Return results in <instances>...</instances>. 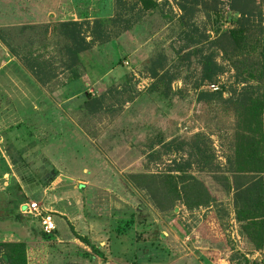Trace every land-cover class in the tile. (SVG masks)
Listing matches in <instances>:
<instances>
[{"label": "rangeland", "instance_id": "374dc122", "mask_svg": "<svg viewBox=\"0 0 264 264\" xmlns=\"http://www.w3.org/2000/svg\"><path fill=\"white\" fill-rule=\"evenodd\" d=\"M151 1L0 0V242H26L28 264H264L229 188L232 170L262 168L264 179V111L232 103L244 83L223 53L207 51L222 67L214 82L202 81L196 54L232 27L230 0ZM66 21L81 24L77 56ZM153 71L169 72L166 97L148 91ZM222 87L223 97L198 99ZM28 131L32 141L20 142ZM252 142L257 160L246 162ZM179 164L178 189L198 185L211 202L157 207L162 180L177 197ZM14 199L21 218H2ZM31 201L51 210V236L22 213Z\"/></svg>", "mask_w": 264, "mask_h": 264}, {"label": "trees", "instance_id": "16d2710c", "mask_svg": "<svg viewBox=\"0 0 264 264\" xmlns=\"http://www.w3.org/2000/svg\"><path fill=\"white\" fill-rule=\"evenodd\" d=\"M149 5L151 0H144ZM156 6L155 2H152ZM256 0H230V10L233 15L229 18L232 27L220 34L214 40H208L206 43L201 44L196 49V54L200 56V64L202 65V81L214 82L222 71L221 65L216 61L213 53L207 52L209 49L216 48L226 60L231 61L237 76L242 78L244 83L240 90H234L231 95L232 103L238 104L241 110L248 111L253 115L260 114L264 111V12L259 10L256 5ZM150 6V5H149ZM150 6V7H153ZM181 8L185 12H189L187 4H182ZM102 24V21H99ZM61 32L70 41L66 49L71 56V52L77 56L84 51L86 47L83 45L81 37V24L77 21H66L61 23ZM82 40V41H81ZM6 43V41L4 40ZM72 43V44H71ZM35 69V68H34ZM36 72V71H35ZM160 71H153L152 76L155 79L154 83L148 88L149 92L158 91L160 97H166L172 90L170 82L169 86L160 88L162 84L163 74ZM251 82H256L252 84ZM162 90V91H161ZM224 87L217 92L202 91L198 94V99L202 101L213 100L223 97ZM260 91L262 93L260 94ZM90 98V97H89ZM82 98V104L79 106L85 107L91 105L97 99L95 98ZM33 135L30 131L24 135L20 142H31ZM257 142H252L244 155L246 162H254L257 160ZM23 157V153H21ZM260 164L261 160L259 159ZM174 171L182 172L181 175L170 176L175 181L174 195L176 198L170 196L168 190H174L169 180H162L163 186L154 191L153 199L158 208L162 209L168 207L174 199H182L186 206L207 204L213 199L211 196L203 191L201 192L198 185L192 186L182 185L178 189V185L184 182L182 175L183 168L179 164ZM234 174V181L232 188L234 190V202L236 209L237 220L242 224L241 230L250 239L253 235L260 240L259 248L264 246V179L261 169H252L248 173H243L241 170H232ZM136 178L135 175H133ZM139 177V176H137ZM136 181V179H135ZM169 184L166 186V184ZM192 186V187H190ZM152 196V195H151ZM192 196V197H191ZM202 196V197H201ZM194 198V199H192ZM13 200V206L4 211L2 218H21L20 202ZM168 203L167 204H165ZM164 204V205H163ZM28 244L26 242H0V257L5 264H28V255L26 249ZM236 264H258L251 263L247 258L237 260Z\"/></svg>", "mask_w": 264, "mask_h": 264}, {"label": "built area", "instance_id": "2783aa9c", "mask_svg": "<svg viewBox=\"0 0 264 264\" xmlns=\"http://www.w3.org/2000/svg\"><path fill=\"white\" fill-rule=\"evenodd\" d=\"M218 85H212V90H218ZM22 213L32 214L40 218L42 231L47 236H51L56 230V223L51 214V210L43 208L38 201L27 202L22 206Z\"/></svg>", "mask_w": 264, "mask_h": 264}, {"label": "crops", "instance_id": "0c3cea01", "mask_svg": "<svg viewBox=\"0 0 264 264\" xmlns=\"http://www.w3.org/2000/svg\"><path fill=\"white\" fill-rule=\"evenodd\" d=\"M109 6V5H108ZM103 15H105V13H103ZM106 15H109V13L108 12H106Z\"/></svg>", "mask_w": 264, "mask_h": 264}]
</instances>
